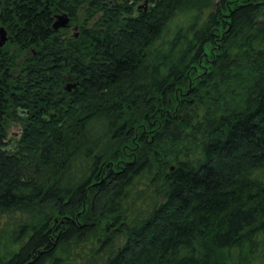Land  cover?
Wrapping results in <instances>:
<instances>
[{"label":"trees","instance_id":"obj_1","mask_svg":"<svg viewBox=\"0 0 264 264\" xmlns=\"http://www.w3.org/2000/svg\"><path fill=\"white\" fill-rule=\"evenodd\" d=\"M203 5L0 0V264H264V0Z\"/></svg>","mask_w":264,"mask_h":264},{"label":"rangeland","instance_id":"obj_2","mask_svg":"<svg viewBox=\"0 0 264 264\" xmlns=\"http://www.w3.org/2000/svg\"><path fill=\"white\" fill-rule=\"evenodd\" d=\"M207 5H203L205 6L204 8L201 9H197L195 11H192L189 14H181L179 17L175 18L168 27V30L166 31V34L164 35L163 39H169L171 40L177 30L180 27H187L192 20L195 18V16H198L200 18V22H203L207 15L214 9L215 5L218 3V0H205ZM2 27V25H0V28ZM77 28V29H76ZM67 30V34L68 35H74L77 34L79 32V29L77 26L72 25L69 28H66ZM64 30V29H62ZM10 36V35H9ZM10 38V37H9ZM10 45V42L7 43L5 50L8 48V46ZM11 51V53L14 52V47L10 46L9 48ZM1 50V49H0ZM27 56H30V52H26V53H21V56L19 58V64H23L24 60L26 59ZM19 71H15L14 72V76L18 75ZM7 131H8V141L10 140L11 144H13L16 140H18L21 136V132H22V128L18 123H8L7 124Z\"/></svg>","mask_w":264,"mask_h":264},{"label":"water","instance_id":"obj_3","mask_svg":"<svg viewBox=\"0 0 264 264\" xmlns=\"http://www.w3.org/2000/svg\"><path fill=\"white\" fill-rule=\"evenodd\" d=\"M57 21L54 23L53 28L55 30L67 28L70 22V18L67 15H59ZM8 41L7 32L4 28H0V47H3ZM77 84L68 85L65 91H71Z\"/></svg>","mask_w":264,"mask_h":264},{"label":"flooded vegetation","instance_id":"obj_4","mask_svg":"<svg viewBox=\"0 0 264 264\" xmlns=\"http://www.w3.org/2000/svg\"><path fill=\"white\" fill-rule=\"evenodd\" d=\"M115 1H117V2L120 1L122 3H126V4H129V5H133L134 6V10L137 13H140L141 11H147L148 10V6L151 5V0H144L143 2H140V3L139 2L136 3L137 0H115ZM1 28H4L5 29V27H1ZM78 34L79 33H77V35H76L77 37H78ZM8 37H9V35H8Z\"/></svg>","mask_w":264,"mask_h":264}]
</instances>
